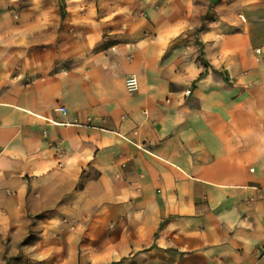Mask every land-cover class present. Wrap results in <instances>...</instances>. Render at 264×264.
I'll list each match as a JSON object with an SVG mask.
<instances>
[{
	"label": "crops",
	"instance_id": "0c3cea01",
	"mask_svg": "<svg viewBox=\"0 0 264 264\" xmlns=\"http://www.w3.org/2000/svg\"><path fill=\"white\" fill-rule=\"evenodd\" d=\"M62 1L0 16V223L89 219L72 264H264V0Z\"/></svg>",
	"mask_w": 264,
	"mask_h": 264
},
{
	"label": "rangeland",
	"instance_id": "374dc122",
	"mask_svg": "<svg viewBox=\"0 0 264 264\" xmlns=\"http://www.w3.org/2000/svg\"><path fill=\"white\" fill-rule=\"evenodd\" d=\"M98 1V0H97ZM103 3V0H99ZM81 0H69L70 14L76 16L81 12ZM97 7V13L103 12ZM49 6L45 0H0V16L7 13L10 17L25 15L31 9H43ZM210 6L207 12L200 17L201 21L210 18ZM264 14V6L254 10ZM240 21L245 22L243 14L238 13ZM199 28H203L200 26ZM113 222V221H112ZM89 219L76 221L65 220L64 223H0V264H72L69 259L73 241L77 237L89 235L85 228ZM91 248L92 244H87ZM91 253V252H89ZM91 262L90 259L86 263ZM124 259L113 261L110 264H123Z\"/></svg>",
	"mask_w": 264,
	"mask_h": 264
},
{
	"label": "built area",
	"instance_id": "2783aa9c",
	"mask_svg": "<svg viewBox=\"0 0 264 264\" xmlns=\"http://www.w3.org/2000/svg\"><path fill=\"white\" fill-rule=\"evenodd\" d=\"M256 52L257 53H260V49H256ZM17 77H18V75H17ZM30 83H31V80H28V81H25L23 83V85L28 86ZM125 86H126V88H127L128 91H134L137 88L136 78L133 75L127 76L125 78ZM190 94H191V88L188 87V88H186L184 90V95L185 96H189ZM55 110L58 111V112H60V113H62V114H66V109L63 106H58V107L55 108ZM47 121H49V122H51L53 124H59L60 123V122H58L56 120H52V119H47ZM67 123H69V122H67ZM72 124H75V125H83V123H80L79 121H76V120L73 121ZM86 125H89V126H92V127H95V128H100V126L93 125L90 118H87ZM118 134L123 139H125V140L131 142L132 144H134L135 146H137V148L142 149V150H145V151H148V150L144 149V147L141 144H139L137 141L133 140L132 137L137 134L136 130H133L131 132V135H129V134H122V133H118ZM254 264H258V262H255Z\"/></svg>",
	"mask_w": 264,
	"mask_h": 264
},
{
	"label": "trees",
	"instance_id": "16d2710c",
	"mask_svg": "<svg viewBox=\"0 0 264 264\" xmlns=\"http://www.w3.org/2000/svg\"><path fill=\"white\" fill-rule=\"evenodd\" d=\"M60 4H61V6H60V11H61V16L63 17L64 16V14H65V11H64V8H63V1L62 0H60ZM200 54L202 55L203 53H202V50H200ZM203 64H205L206 65V61H203Z\"/></svg>",
	"mask_w": 264,
	"mask_h": 264
}]
</instances>
